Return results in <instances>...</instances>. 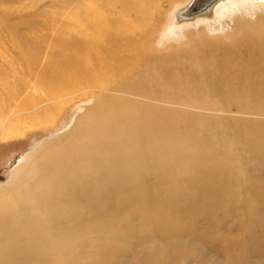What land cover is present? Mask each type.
<instances>
[{
	"label": "rangeland",
	"instance_id": "obj_1",
	"mask_svg": "<svg viewBox=\"0 0 264 264\" xmlns=\"http://www.w3.org/2000/svg\"><path fill=\"white\" fill-rule=\"evenodd\" d=\"M80 1L81 3L75 0H0V110L4 111V118L19 111V108L23 109L27 99L31 100L36 96L34 82L38 86L42 83L41 79H62L58 80V77L63 76V71L68 66L67 61L76 55L69 48L70 45L75 46L74 39L79 36L75 31L78 24L74 18L80 16L88 21L85 15L86 5L83 4L85 0ZM113 1V14L100 12L104 21L118 20L120 15L132 20L135 18L132 12L122 8V2L127 0ZM176 1L179 0H161L160 10L154 14L153 32L140 31L141 22L130 21L129 25L126 24L124 30L129 33L122 35L121 39H128L127 44L121 43L122 50H116L112 59H104L101 63L103 67L110 68L109 74L105 76L106 80L124 84L132 80V84L138 85L137 89L148 86L159 96L154 99L157 101H144L136 96L125 98L92 88L93 93L91 92L88 101L78 106L87 109H77V106L71 105L84 100L82 94L77 93L69 100L68 105H62L61 110L53 112L48 119L52 124H48L46 129L39 125L38 120L29 121V114L26 112L22 115L17 112V116L10 118L14 119L13 123L9 120L10 122L0 127V189L4 191L0 192V264H35L37 253L34 249L40 248L36 242L9 228L16 224L19 220L16 216L21 213L14 205L24 208L23 217H29L33 221L39 219L46 225H61L56 234L47 235L45 243L49 246L50 238L53 237L50 252L53 254L52 261L59 264H264L263 118L257 115L244 117L243 114L231 112L237 109L236 101L219 104V108L225 110V113L205 114L203 105L199 106L200 109H196L195 105L193 109L183 107L188 103L185 101L195 102L200 98L188 92L177 91L175 86L171 89L170 83L166 84L159 75H154L155 69L164 77L174 72L191 84L205 82L202 78L210 76L211 86L223 97L236 91L243 92L244 87L249 84L247 73L252 81L263 82L264 0H229L223 5L217 18L198 19L168 31L164 29L167 26V22L164 24L165 13L169 14ZM69 14L76 16L69 17ZM142 38H145L144 41ZM144 44L152 46H149V52L142 53L141 46ZM195 50H200V53ZM127 52L129 55H126ZM80 55L79 66L83 62V56ZM204 60L211 66L209 70L205 67L202 68L203 72H199L191 68L190 62L201 63ZM207 62L205 63L208 64ZM215 71L217 76L214 77ZM71 73L66 75H78L74 71ZM78 79L75 78L70 87L79 89ZM230 80L235 82L229 83ZM262 87L264 90V86ZM263 90H259L260 93ZM195 91L199 92L198 89ZM43 97L42 100L46 102V97ZM98 97H120L143 105L146 103V107L150 109L149 117L156 114L157 110L158 119L162 120L160 115L167 118L168 124L173 126L174 137L160 134L161 143L150 149L148 158L139 160L135 157L131 167L140 171L138 175L127 176L129 179L119 181V185L105 181L97 167L100 163L93 167V160L96 162L99 158L100 162L103 157L99 153H93L89 200L83 197L86 193L80 187L74 190L75 186L78 188L74 185L76 182L61 176L58 167L56 174L60 179H64L66 184L72 183L69 186L61 184L62 186L48 191L50 198L57 199L55 213L47 214L42 210L41 204L36 211L25 209L27 199L33 191L28 183L23 187V172L26 170L18 171L19 163L22 162L19 160L32 155L40 162L45 152L49 155L47 151L79 143L80 140L76 138ZM185 98V103H182ZM162 100L171 101L162 103ZM79 115L85 117L81 118ZM212 117L220 118L208 124L211 135L209 138L207 133L195 130L192 126L184 129V123L192 121L195 126L197 123L194 122ZM235 119L239 121L236 122ZM11 124L17 126L20 134L4 137ZM5 129L7 130L4 131ZM167 141L169 146L175 141L183 142L181 154L168 156L165 172L159 171L160 168L156 165L153 166L155 175L147 176V170H150L147 159L159 158L166 149L162 143ZM141 148L142 146L138 149ZM122 149L129 150L130 145H123ZM208 149L212 151L209 152ZM113 167L108 166L102 170L111 172L115 170ZM129 184L131 188L128 187ZM66 187L73 191L66 192ZM109 190L112 194L110 196ZM72 194L75 198L74 208L72 207L74 214L69 222L66 214L68 206L63 202H70ZM17 196L23 202H13L12 199ZM20 221L24 224L22 219ZM83 232L88 234L86 242ZM70 236L76 237V240ZM70 242L76 244L78 249L66 253L65 246ZM38 256L43 261L46 260L42 250Z\"/></svg>",
	"mask_w": 264,
	"mask_h": 264
},
{
	"label": "bare ground",
	"instance_id": "obj_2",
	"mask_svg": "<svg viewBox=\"0 0 264 264\" xmlns=\"http://www.w3.org/2000/svg\"><path fill=\"white\" fill-rule=\"evenodd\" d=\"M75 1H77V3L78 2L81 3L80 0H75ZM197 1L199 4H201V6H205V3H207L210 0L208 1L207 0H197ZM197 1L195 3H194V0H189L188 2L187 0L186 1H183V0L176 1L175 5H173V9L169 12V14L165 13L166 17L164 19V24L167 22V26H165L164 29H168V31H172L178 26H181L186 23H193L194 21L198 19L213 20L218 15L220 10L223 8V5H225L229 0H211V2L208 3L209 5L204 7L201 11L194 12V10H192L193 13L191 11H188L189 6L192 5L193 3L195 6L197 4V6L195 7V10H197V7L200 8V5H198ZM251 1L254 2L255 0H251ZM114 2L115 1L113 0H85L83 1V4L86 5L85 15L88 21H84L80 16L74 18V21L76 22V24H78L75 31L79 36L77 39H74V42L76 41L75 43L72 42L75 44V46L70 45L69 48L71 50H74V53H76V55L75 57H71L67 61L68 66L63 71L64 73L63 76L59 75L58 77V80L61 78L62 79L57 81V77L56 78L53 77L56 81L55 80L49 81L46 78H44L45 76H43V78L46 80L43 81V79H41L42 83L39 84L38 86L36 85L37 83L34 84L35 82L33 81L34 82L33 83L34 94H36V96L33 97L31 100L27 99V102H25L22 106L23 109L19 108V111L11 113V115L7 118H4V111L0 110V127H2L4 123H8L10 121L12 122V120L14 119L11 120L10 118L15 117L16 113L18 112L19 115L26 114V113L29 114L27 116V119L29 121L34 122V120H38L40 123L39 125L42 126L43 129H46L45 127H48V124H52V122H48V119L53 114V112L56 109L61 110L62 105H66V104L68 105L70 103L69 100L72 97H75L76 96L75 94L77 93L82 94V97L84 98V100H81L71 105L77 106V109H83L84 106H80V107L78 106L79 104L88 101L89 96H91L93 93L91 90L92 88H99L101 92H106V93L112 92V93L117 94L116 96H120V97L124 96L126 98V96H129V97L136 96L137 98L141 100L143 99L144 101L145 100L157 101L154 99L158 98L159 96H157V93L155 92L154 89L148 86L143 87V89H140V88L137 89L138 85L132 84L133 83L132 80L128 81L130 80L129 78H127L128 82L126 84H124V82L116 83L115 81L106 80L107 78H105V76L109 74L110 68L107 66L103 67L101 63L104 62V59L105 60L112 59V55L116 50L120 49L121 51L122 50L121 43L127 44L128 39L122 40L121 38H122V35H127L129 33V31H125L124 28L126 24L129 25L130 21L141 22L140 31H146V33L153 32L152 29L154 27H152V23L154 22V14L156 12H159L160 10L161 0H127L125 2H122V8L125 11H128L129 13L132 12L131 14H134L135 18L133 20L132 18H129L128 16L122 17L120 15L118 17L119 18L118 20L115 19V21H109V20L104 21L100 17V12H104L107 15H110L111 13L113 14L114 9H115L113 7ZM148 4H149V7H148ZM150 7H151V10H149ZM148 10L149 12H147ZM123 14L126 15V13H123ZM68 16L74 17L76 15L69 14ZM143 25L147 27L143 28L142 27ZM144 39L145 38H142L141 40L144 41ZM146 46L147 45L145 44L144 46H141V49L143 48V50L140 49L142 53L143 52L146 53V51L149 50V46L152 47L151 45L147 47ZM195 51L199 52L200 50H195ZM130 53L132 54L133 52H130ZM80 54H82L83 56L81 57L83 61L81 63L82 64L81 66L77 65L79 60H81L80 57H78V55ZM126 55H129V53ZM138 55H140V53ZM98 61L100 62L99 64H98ZM205 62H201V63L199 61H196L195 63L190 62V66L191 68H194L198 71L202 70V68H205V67H208V70H209L211 66L209 65L208 62H207L208 64H206ZM260 65L263 66L261 63ZM77 66L79 68H77ZM252 66L253 65H251L250 68H252ZM245 70H247V67H245ZM73 71L76 72L78 75L76 74L77 76L73 75L72 77H70V75H66L67 73L70 74ZM154 72H156L154 73V75L156 76L159 75L164 80L163 82H165L166 84L170 83L171 89L173 86H175L176 87L175 90L177 91L179 90L180 92H183V93L186 92V94L188 92L189 94L196 95L198 96V98H200V100L195 101V102H191V100L189 101L188 99H187L188 101H185L186 98L182 99V103L188 102L187 104L185 103L184 106L181 103L183 107L193 109L195 105L196 109H200L199 106L201 107L203 105L202 110H203V113L205 114L214 113V112L225 113L226 112L225 110H221L219 108V104L227 103V102L234 103L236 101L237 109H234V111H231V112L243 114V116L245 115L244 117H247V116L249 117L250 115H253V116L257 115V117L259 116L263 118L262 120H264V108H262L264 104V90L262 87L264 86V81L263 82H258V81L255 82L254 80L252 81L250 79L251 76L247 72L246 73L248 74L249 84H247L244 87L243 89L244 91L243 92L241 91L233 92L232 91L233 93H230L226 97L220 96V94L216 92L214 87L211 86V79L209 80L210 76H207L208 78L207 77L204 78L205 76L203 75L204 77L202 76L203 77L202 79L205 80V82L202 81L203 83L200 81V83L195 82L191 84L187 80L186 81L182 80L180 76L174 72L167 74L165 77L164 75L157 72L156 69L154 70ZM201 72H203V70ZM216 74L217 72L215 71L213 73L214 77ZM123 76L125 77V75ZM73 77L77 79L79 78L77 81L79 89H74V87H70V85L72 84V81L75 79V78L73 79ZM154 80L156 82L157 78ZM233 82H235V80H230L229 83H233ZM110 86H114L115 88H110ZM234 87L236 86L234 85ZM196 89H198L199 92H196L195 91ZM259 90L260 91L263 90L262 93H260ZM232 94H235V95H232ZM43 96L46 97V100H45L46 102L42 100V98H44ZM120 97H114V98L98 97L97 103L91 107L90 114L86 117L84 124L81 127V130L79 131V135L76 138V140H80V142L77 143L76 145H73L68 148L59 146L56 149V151H47L49 152V155H46V152H45L43 158L40 159L41 160L40 162L35 160V156L31 157L32 155H29L28 158L24 157L23 159L19 160L20 162L21 161L22 162L19 163L18 171L21 169L23 171L26 170L25 172H23L24 173L23 187H26L28 183L30 185L31 190L33 191V194H31L27 199V205L25 209H28L30 211H33V210L36 211L39 207V204H41L42 210L46 212L47 214L55 213L57 199L50 198L48 196V191H50L53 187H54L53 189H55L56 187H59L61 184H66L65 180L64 179L61 180L59 175L56 174L58 172V167L60 168L61 176L67 179H73L74 182H76V184L74 185H77L78 188H76L75 186L74 190H78L80 187L86 193V196H83V197L86 200H89V195L91 194V183H92V175L90 172L92 168L95 167V165H98L100 163L97 167L99 168V171L104 176V179L106 182L119 185L120 184L119 181L125 182L126 180L129 179L127 176L135 177L136 175H138L140 171L138 169L131 167L134 160L136 159L135 157H138L139 160L140 158H148L149 154H151L150 149H152L154 145H156L157 143H161L160 141L162 139H160V134H162L164 137L169 136L168 134L173 136V133H172L173 126L168 124L169 121H166L167 118L165 116L160 115L162 120L158 119L157 110H156V114H154L152 117H149L150 109L146 107L145 102H144L145 105H143V104H139V103L128 101V100H123ZM191 97L193 98V96ZM15 99H18V98H15ZM166 99L169 100L168 98ZM170 101L162 100L161 102L168 103ZM260 104H262V106H258ZM84 109H87V108H84ZM77 116L75 117V119L78 118ZM82 117H85V115ZM218 118L220 117L206 118L205 120L202 119V121L200 122H194V123H197L195 126L193 125L192 121L188 123V121L186 120L188 124L184 123L185 124L184 129L190 128L192 126V128H194L195 130L207 133V138H209L211 135L208 132V124L214 121H218ZM75 119H74V122L77 120ZM238 121L239 119L236 120V122ZM261 124H263L264 126V122ZM11 125L12 126L8 125V128L9 127L10 128L7 131L8 133L3 135L4 137L10 138L13 136H18L20 134L17 126H15V124L14 125L11 124ZM6 130L7 129H5L4 131ZM168 142L169 141H167L166 143H162V146H165L166 149L164 153H161L162 155L159 156V158L153 157V158L147 159L146 163L149 164V168H150V170H147V176L153 177V175H155V168L153 166H156V165H158V167L160 168L159 171L164 170L162 172H165L167 169L168 156L174 153L181 154V151L183 150L182 149L183 144H184L183 142L180 143V142L175 141L172 146L171 144L169 146ZM190 142L191 141H189V143ZM127 144L130 145V149L123 150L122 146L127 145ZM141 146L142 148L138 149ZM208 150L209 152L212 151V149H208ZM203 152H208V151H203ZM93 153H99L103 157L101 158L100 162H99V158L96 160V162L93 160L92 163L94 164L92 167L91 155ZM182 155L184 154L182 153ZM194 158L195 156L193 157V159ZM108 166H114L113 168H115V170L111 172L109 171L104 172L103 171L104 168ZM79 172H80V175H78ZM32 181H34V183ZM71 183H68L66 185L69 186ZM31 184H34V185L31 187ZM128 187L131 188V184H129ZM2 190L0 189V192ZM65 190L68 193H71L73 191V189H71L70 187H66ZM110 195L112 194L109 190V196ZM16 200L23 202L20 199V196H17L16 199H12L13 202H15ZM74 200L75 198L72 194V199L70 200V202L69 201L63 202L65 203V205L68 206L66 214L68 216L69 222L70 220H72L73 214H74V211H73L74 210L73 209ZM14 208L19 209L21 213L17 214L16 216V218L19 217V220L16 221V224H14L13 226L10 225L9 228H12V230L15 229L16 231H18V234L20 236L22 237L24 236L28 238L30 241L36 242L40 246V248L36 247L34 249L37 253L36 258H35V264H59L57 261H52L53 254L50 252L51 241L53 237L50 238L49 246L46 245L45 243H46L47 235L56 234L57 231L61 228V225L59 223H55V224L49 223L48 225H46L45 222H41L39 219H36L33 221L29 217L22 216V214L24 213V208L22 206L19 207V205L17 206L14 205ZM23 218H25V220H23ZM21 219L22 221H24V224L20 223ZM68 228L71 229L70 226ZM87 236H88L87 232H83L84 241L86 240L85 237ZM56 238L60 242H62L61 239H59L58 237ZM70 238H73L76 240V237L70 236ZM53 244L55 245V242ZM75 248L78 249V246L70 242L66 244L65 251L66 253H69L70 250L75 251ZM40 250L43 251V255L46 258L45 261H43L38 256V253Z\"/></svg>",
	"mask_w": 264,
	"mask_h": 264
},
{
	"label": "water",
	"instance_id": "obj_3",
	"mask_svg": "<svg viewBox=\"0 0 264 264\" xmlns=\"http://www.w3.org/2000/svg\"><path fill=\"white\" fill-rule=\"evenodd\" d=\"M196 1H197V0H194V3H195ZM207 1H208V0H207ZM210 2H211V0L208 1L207 3H205V6H201V4H199L198 1H197L198 5H200V8L197 7V10H195V7L197 6V4H196V6H195L194 3H193L192 5L189 6L188 11H191L192 13H193L192 10H194V12H196V11H197V12H198V11H201L204 7H206L207 5H209L208 3H210Z\"/></svg>",
	"mask_w": 264,
	"mask_h": 264
}]
</instances>
